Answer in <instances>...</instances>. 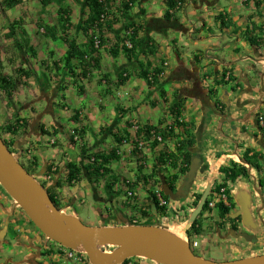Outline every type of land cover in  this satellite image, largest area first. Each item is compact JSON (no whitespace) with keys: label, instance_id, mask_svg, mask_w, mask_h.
Instances as JSON below:
<instances>
[{"label":"crops","instance_id":"0c3cea01","mask_svg":"<svg viewBox=\"0 0 264 264\" xmlns=\"http://www.w3.org/2000/svg\"><path fill=\"white\" fill-rule=\"evenodd\" d=\"M78 1L85 7V0ZM169 1L138 0L127 22L118 20L112 31H106L105 46L99 51L98 65L88 80L75 81L67 76L68 71H57L47 78L43 75L47 70L37 69L43 75L40 92L45 94V98L39 102L27 98L28 103L32 102L29 99L34 102L20 113L19 118L29 123L27 134L31 135L27 138L30 146H25V149L32 148L29 150H32L39 165L34 170L38 172L42 167L39 175L45 174L44 180L53 164L60 171L62 180L67 174L66 165L84 167L87 165L84 159L87 154L107 153L117 147L121 159L111 164L113 173L106 180L94 185L84 175L79 182L87 184L90 194L109 208L105 214L109 220L103 221L102 225L112 223L120 226L137 221L151 227L158 224L161 229L185 240L201 235L202 249L205 251L209 245L217 247L226 259L224 262L264 255L261 244L264 235L259 230V226L264 225V188L260 187V180H264V133L257 123V117L264 116V4L257 7L255 2L246 5L238 0H178L181 1L178 16L167 20L165 15L169 11ZM131 23L138 27L139 40L148 44L149 48L157 47L155 55H147L145 48L130 60L122 52L117 58L109 53L124 38L125 26ZM247 30L253 31L254 37L260 40L257 49L246 41ZM47 39L51 40V37ZM48 49L49 54L54 50ZM48 59L51 62L50 56ZM171 60L176 63L174 66ZM166 64L167 68L164 67ZM142 66L150 72L162 68L163 85L150 86L142 79ZM121 75L126 77L121 80ZM63 85L65 88L61 92ZM161 89L166 92L165 97L161 96ZM123 90L128 93L126 102L120 96ZM213 93L216 102L221 105L218 110ZM69 94H76L79 98L73 110L68 104ZM179 101L183 103L184 122L193 136L194 145L189 151L192 161L197 162V173L186 196L171 200L166 214L159 215L150 194L155 181L162 187V178L161 174L153 179L150 175L163 148L167 145L168 150L174 151L175 142L159 144L154 149L146 145L140 156H131L130 150L134 147L137 133L133 127L165 128L173 120L172 106ZM38 107L44 109L35 111ZM76 112L78 117L74 118ZM65 119L69 122L67 128L62 125ZM42 129L47 134H43ZM76 129L84 130L82 145L86 146L87 154L82 152L80 145L78 149L70 140L72 131ZM114 135L124 138L122 144H116ZM46 136L50 137V141L42 148H51L53 152L42 162L37 156L44 153L38 144ZM247 149L263 157L260 161L262 173L247 166V177L227 185L231 208L229 216L222 218L217 208L207 210L197 218L199 232L192 231L195 221L191 218L198 206L197 198L207 189L211 193L223 183L225 175L222 169L234 164L244 165L242 156ZM141 157L140 163L138 159ZM30 159L31 156L26 159L29 164ZM140 165H143L141 171ZM184 178L177 184L175 193L180 191ZM127 182H130L128 188L134 194V199L128 201ZM76 186L71 187L74 201L78 195ZM11 202L10 198L0 194V233L5 230L1 244L10 243L9 233L16 231L18 226L15 218L22 220ZM141 212L145 213L144 216ZM30 233L27 231V234ZM240 233L255 239L247 241L239 236ZM36 237L38 239V235ZM18 245H11V253L20 255L18 261L0 246V264H74L58 257L56 243H43L38 252L24 243L19 242ZM129 264L156 263L134 258Z\"/></svg>","mask_w":264,"mask_h":264},{"label":"trees","instance_id":"16d2710c","mask_svg":"<svg viewBox=\"0 0 264 264\" xmlns=\"http://www.w3.org/2000/svg\"><path fill=\"white\" fill-rule=\"evenodd\" d=\"M24 1L27 0H0V11L2 14H6L8 11L15 9L16 7L22 5ZM44 8H47L52 4L53 0H37ZM138 2V0H85V10L82 13V19L80 26L78 27V30L82 33V35L85 38V42L83 45H79L77 42V39L74 37H71L68 32H70V29L68 27H72L73 25L70 20L69 12L61 8L59 9V23L60 27L63 28L62 33L60 35V39L62 42L66 44V52L65 55L60 58L58 61L50 62L49 59H46L44 61H41V65L45 67V69L48 71L51 66H53L58 72H64L68 71V75L70 78L75 79V81L79 80H88L90 77L91 72L93 69L96 68L98 65V53L99 51L105 46V38L104 34L106 31H112V27L115 23H117L118 20H124L128 21L130 12L132 8L135 6V4ZM180 2L178 0H170L168 3L169 11L165 15V18L167 20H172L176 18L178 15V12L180 11ZM250 2H255L257 7H260L264 4V0H246V5ZM117 13H116V12ZM216 19L220 20L221 17H217ZM19 26V23L17 21H13L8 30V37L14 39L17 35V27ZM44 33L49 37L50 30L44 26H42V29ZM125 36L120 40L119 44H115L114 47L110 50V54L117 58L122 52L129 60L132 57H136L137 52L141 49H147L149 54L155 55V49L157 47L151 46V48L148 47V44L142 40L138 39V27L131 23L125 26ZM96 35L99 36V45L96 46L95 37ZM51 37V36H50ZM54 36H52V39L54 40ZM245 39L246 41L255 49H257L260 45V40L254 37V32L247 30L245 32ZM130 42L132 44V48L129 49L126 47L125 43ZM17 48L24 49V47L21 44H17L15 41ZM123 44V46L121 45ZM121 45V46H120ZM32 53V57L37 60V53L34 49L30 50ZM147 52V53H148ZM53 57L54 54L51 53L50 57ZM38 61V60H37ZM48 64H52L49 66ZM63 66V67H62ZM0 67H2L0 63ZM163 69L158 68L154 69L151 72L142 66L141 71V78L144 79L150 86L153 84H156L157 87L162 86V74ZM20 79H30L32 77V74L30 71H26V69H19L17 71V76L14 77L12 75H4L0 73V93H3L7 97H12L18 90V80ZM126 76L121 75V80L125 78ZM64 85L61 87V91H64ZM80 92L82 90L80 89ZM161 96L165 97L166 92L161 89L160 90ZM214 96V93L212 94ZM219 103L215 102V106L218 108ZM171 116L173 117L172 122L167 125L165 128H161L159 126L157 127H149L144 126L143 128L138 129L136 133V137L133 140V146L135 147L130 155L137 157V155H141V152L137 149V142L147 140L149 142L151 136L153 134L161 137L162 143L158 141H154L153 143L149 144V146L154 149L159 144H167L169 141L175 142V150L170 151L167 148V145L163 150L160 152L159 156L156 158V162L153 166L152 174L150 175V178H156L161 174V178L163 181L167 183L169 188L172 191H176V186L181 181L182 178H184L187 173L189 172L190 165L192 163V155L190 153V149L194 145L193 136L191 133L190 127L184 122L183 119V103L179 101L178 103H175L171 108ZM78 117V112L75 113V117ZM260 117V116H259ZM264 117V116H263ZM259 120L257 119V123L259 125ZM29 123L25 120L17 119L14 124L12 123H6L5 129L8 134H10L13 137V140L9 143L5 141L6 145L9 148H14L16 143L19 142L18 139H14L15 137L21 136L24 134H27V128ZM260 126V125H259ZM262 128V127H261ZM43 130V129H42ZM262 131L264 133V128H262ZM76 132L81 137V140H83L84 136V130L83 129H76ZM43 134H47L43 130ZM20 137V138H21ZM142 138V139H141ZM123 137H118L117 135H114V140L116 144H122ZM141 139V140H140ZM70 140L73 144H76L73 136L70 135ZM145 140V141H146ZM81 150L83 153H87L86 146L83 145L81 147ZM263 157L254 152L251 149H247L243 156L242 161L244 162V165H238L234 164L230 168H224L222 169V172L225 175V179L223 183L219 186H217L215 189L220 190L221 188H227L228 183H233L237 181L240 177H247L248 176V167H251L253 169H256L259 173L263 171V168L260 166V161ZM85 162H87V165L84 167L77 166L75 164H68L66 165L67 170V176H66V184L69 187H73L74 184H77L81 181L82 177L85 175L89 178L92 184L98 185L101 180H106L113 171L111 170L110 166L114 162H119L121 157L119 156V149L117 147H113L111 150H109L107 153L97 152L92 153L90 155H86L84 157ZM138 161L141 160L140 158ZM33 168H37L38 160L37 158L33 157V160L31 162ZM143 169V165H140L139 170L141 171ZM52 167L48 168V172H51ZM59 170L56 172L59 174ZM157 182V181H155ZM56 187L59 188L60 184L59 182L55 183ZM110 187V184H108ZM260 186H264V180L260 181ZM130 188V184L128 185ZM54 193V192H53ZM214 194V190L211 191L210 197ZM153 205L155 206V209L159 215H165L167 212V208L160 207L159 202L156 199V197L151 193ZM164 199L170 202V198L167 197L164 193L162 194ZM226 195L227 192H226ZM51 200L53 203L60 208V202L58 201V198L55 194L50 195ZM202 196H199L197 198V204L201 201ZM216 208L218 209L220 216L222 218H225L226 216H229L231 213V208L229 206H226L223 202H218L216 204ZM209 210V202L204 206L205 211ZM144 216V212H141ZM130 224L134 225L133 222H130ZM140 225V224H136ZM197 220L192 224L191 230L194 232H199V229H197ZM130 260L125 261L123 264H129Z\"/></svg>","mask_w":264,"mask_h":264},{"label":"rangeland","instance_id":"374dc122","mask_svg":"<svg viewBox=\"0 0 264 264\" xmlns=\"http://www.w3.org/2000/svg\"><path fill=\"white\" fill-rule=\"evenodd\" d=\"M77 1L78 0H53L52 4L47 8H44L39 2L36 1L33 2L25 1L24 5H21L19 8L10 10L6 14H2V12L0 11V63L2 65V67H0V73L4 75H12L16 77L17 71L19 69H26V71H30V73L32 74V77L30 79H24V78L20 79L19 77L18 90L12 97H7L3 93H0V133H3L1 134L2 138L9 139L11 137V135L7 133L4 127L5 124L9 122L14 124L17 119H21L19 117L23 109L25 107H30V104L34 102L33 100L29 99L28 101H32V102L28 103L26 101L27 98H33L34 100H36L35 102L44 100L45 94H41L40 92L41 91L40 89H42V83L40 82V80L41 78H43V75H45V77L48 78L49 76L52 75V73L55 74L58 71L53 66L51 67L52 70L46 71L45 67L41 65V61L49 58L50 56L49 54L50 50L48 49L49 47L50 49L54 48V50L52 49L53 51L51 53L55 54V56H53L54 58H52V56L50 57L51 62L58 61L62 56L65 55L66 44L62 42L61 39L59 38L63 30V28L60 27V23H59L60 20L59 9L64 8L69 12L70 20L73 25V28L68 27V29H70V32H68V34L73 38L75 37L79 45H83V43L85 42V38L80 32V30H78V27L80 26L81 23V19L83 15L82 13L86 10L84 5L81 4L80 1L78 2ZM15 20L19 23V26L17 27L16 35L21 40L17 37H15V39L8 37L9 25ZM42 26L51 29L49 37L51 36L52 41L50 39H47L48 38L47 35L44 32H42L41 30ZM52 36L55 37L54 40L52 39ZM14 41H16L17 44H21L24 47V49L17 48L16 43H14ZM28 48L29 50L30 48L36 49V53L38 55L37 57L38 61L32 57L31 51H27ZM154 49L156 53L157 48ZM147 55H150L149 52L147 53ZM174 62H175L174 60H171V64L173 66L176 64V63L174 64ZM164 67L167 68L166 66ZM38 68H40L41 71L45 70L46 73L43 75L42 72L38 73L37 72ZM127 94L128 93H126V90L120 92V96L125 102L128 101ZM214 97L215 96H213V99L216 101L217 99ZM67 98L69 101L68 102L69 107L71 110H73L76 106L75 101H79V98L76 94L74 95L69 94L67 95ZM35 107L37 108V105H35ZM36 108L35 111L37 110L38 112L44 109L42 107L41 109L39 107L38 109ZM62 125L66 128L69 127V122H67V119L62 120ZM89 130L91 132L92 130L91 126ZM91 135L93 137V133H91ZM20 137L21 136L15 137V140L18 139L20 141L21 139ZM48 141H50V137L46 136L38 144V146L41 147V151L44 153V155L38 154L37 157L39 161H42L44 157H48L53 152V149L51 148L49 149L42 148L44 145H48ZM76 146L79 149V144H76ZM29 149L32 148L30 147L28 148V150ZM87 155H90V153ZM140 159H142V157ZM60 176L61 173L57 174V176L53 181L46 182V184L49 185L48 187L55 185V183L59 182L60 186L59 188L54 189V193H56L58 201L60 202V208H59L60 210H64L66 212L76 214V216L85 225L91 227L101 226L103 221L109 220V217H107V219L105 218L106 217L105 214H107L109 208H107L104 202L97 201L94 198V196L90 194V191H88L87 184L82 182L73 185V186L77 185L76 188L78 192L76 201H74L73 198L75 197V194L73 193V189L66 184L67 174L64 175V178L62 180ZM240 178H244V176ZM157 185H158L157 182H154L153 186L156 187ZM155 187L151 188V192L155 191ZM135 189L136 187L133 189L136 195ZM0 194L3 195L4 198L7 197V194L5 193L2 187H0ZM12 203L14 204L13 201L11 202V205H13ZM172 205H174L173 202ZM17 209H18L17 212L22 214L21 217L24 220L23 219L19 220L15 218V222L18 224V226L16 227V231H10L9 233L8 240L10 241V243L1 244L2 236L0 235V246L2 247V250L8 251L9 255L11 256L12 254V257H14V259L18 261L20 260V255L11 253L12 246H20L18 245L19 242L24 243L25 246H30L29 241L31 240L32 237L35 239L37 238L36 237L37 235L38 238L39 236L42 237V235H39L40 231L28 219L26 214L20 208ZM12 210L13 207L10 208V211ZM138 224H140V222ZM109 226H118V225L110 223ZM157 228H160L158 224H157ZM152 230L153 232L159 233L155 229ZM27 231H30L31 233L27 234ZM202 234L203 236H205L204 233ZM42 238L45 239V237ZM189 240L197 241L199 243V248L195 250V253L197 255L205 256L208 259H213L219 262L221 261L224 262V260H226L223 258V255L219 251V249L217 247H214L213 245H209V247L205 248L204 251V249H202L201 247L203 242V238L201 235H196L194 238H189ZM110 249L111 248H106L105 250H110Z\"/></svg>","mask_w":264,"mask_h":264},{"label":"water","instance_id":"95a60500","mask_svg":"<svg viewBox=\"0 0 264 264\" xmlns=\"http://www.w3.org/2000/svg\"><path fill=\"white\" fill-rule=\"evenodd\" d=\"M31 135L25 134L15 145L21 151L28 145ZM197 162L192 161L180 191H172L162 180L163 193L172 201L185 197L197 173ZM0 186L15 202L47 240L71 250H82L90 264H123L134 258H143L156 264H264V255L240 261L216 262L196 255L190 243L161 228L126 223L120 226L85 225L77 216L63 213L51 200L48 190L33 177L11 152L0 133ZM210 190L202 195L192 221L197 220L208 201ZM155 229L159 233H149ZM5 233L3 230L0 235ZM240 237L247 241L255 239L246 233ZM39 236L35 242L42 243ZM39 251L38 247L31 245ZM111 248L110 250H105Z\"/></svg>","mask_w":264,"mask_h":264},{"label":"built area","instance_id":"2783aa9c","mask_svg":"<svg viewBox=\"0 0 264 264\" xmlns=\"http://www.w3.org/2000/svg\"><path fill=\"white\" fill-rule=\"evenodd\" d=\"M238 1H239L240 4H245L246 3V0H238ZM42 32H44V31L42 30ZM95 42H96V46H98L99 45V36L98 35H96V37H95ZM125 45L129 49L132 48V44L130 42H126ZM164 66H167V64L164 65ZM161 76L163 77L164 73ZM258 120H259L258 121L259 125L261 127H264V117L260 116ZM133 129L137 132L139 127L138 126L137 127L134 126ZM71 135L73 136V139H74L75 143L79 144L80 147H82L83 143H82L81 137L78 135L76 130H73ZM145 140L137 142V149H138L139 152H143L145 146L153 143L154 141H158V142L162 143L161 137H159V136H157L155 134H153L151 136L149 142H147V140L146 141ZM134 148L135 147H132L130 152ZM56 168L57 167L55 166V164H53L51 172H49V174L46 175V178H45L46 182L53 181L55 179V176H56L55 174H56V172L58 170ZM129 184H130V182H127V188H128ZM152 194L158 200L160 207H165V208L169 207V202L167 200H165L163 195H162L163 194V190H162L161 185L156 186L155 187V191ZM130 199H134V194L128 188L126 201H128ZM208 202H209V210L215 209L216 208V204L218 202H223L226 206H229V198L226 195V189L225 188H221L218 191H217V189H214V194L212 195V197H209ZM133 223H134V225H136L138 222L134 221ZM187 241L190 243L191 249L193 251H195V249L198 248L199 243L197 241H191L189 239H187ZM56 253H57L59 258L66 259L68 261L73 262L74 264H90L87 255L82 250H79V249L71 250V249L65 248V247L60 246V245L57 244Z\"/></svg>","mask_w":264,"mask_h":264},{"label":"flooded vegetation","instance_id":"af4514ba","mask_svg":"<svg viewBox=\"0 0 264 264\" xmlns=\"http://www.w3.org/2000/svg\"><path fill=\"white\" fill-rule=\"evenodd\" d=\"M181 5V4H180ZM167 67V66H166ZM193 92L195 93V87L193 88ZM213 97V96H212ZM216 102V101H215ZM218 108L220 109L221 108V105H218ZM260 116H262V115H260ZM263 117V116H262ZM257 119H259V116L257 117ZM262 128H264V127H262ZM1 134H3V133H1ZM24 136V134L22 135V137ZM21 137V138H22ZM5 139V140H4ZM15 139V138H14ZM3 140L4 141H7V143H9L10 144V142L13 140V137L11 136L9 139H6V138H3ZM28 146H30L29 144H28ZM10 150H11V152L13 153V154H15V155H18L19 156V161H20V163L23 165V167L27 170V172H29L33 177H35L36 178V180L37 181H39L40 182V184L43 186V187H45L47 190H48V192H49V194L51 195V194H55V193H53L54 192V189H56L57 187H56V185H52V186H50V187H48L49 185H47L46 184V180H44V177H45V174L44 175H39V171H41L42 170V167H40V170H38V172H35V170H34V168H33V166H32V164L30 163H28V162H26L27 160V157H30L31 156V160H30V162H32V160H33V152H32V150H28V149H25V147H22V149H21V151H19V150H16L15 149V146H14V148H9ZM28 168V169H27ZM260 173H262V172H260ZM43 180V181H42ZM262 180V179H261ZM260 180V181H261ZM1 187V186H0ZM261 187V186H260ZM262 188H264V186L262 187ZM6 193V192H5ZM7 194V193H6ZM7 197L8 198H10L9 197V195L7 194ZM11 199V198H10ZM12 200V199H11ZM13 201V200H12ZM14 202V201H13ZM14 205H15V202H14ZM229 207H230V203H229ZM15 208H18V207H16L15 206ZM19 213V212H18ZM22 214L21 213H19V217L21 218V219H23L22 217ZM262 226L264 227V225H261V227L259 226V230H260V232H261V235H262V233H263V235H264V229L262 228ZM38 234V233H37ZM40 235V234H39ZM256 239H257V237H256ZM42 243H39V242H35V239L32 237L31 238V240H30V242H31V245H33L34 247L36 246V247H40L41 249H42V247H43V243H50V242H53V241H50V240H47L46 238L44 239H42ZM258 241V239L256 240V242ZM54 243V242H53ZM261 244H262V246H264V242L262 243L261 242ZM30 245V244H29ZM40 251V250H39ZM38 252V251H37Z\"/></svg>","mask_w":264,"mask_h":264},{"label":"bare ground","instance_id":"6f19581e","mask_svg":"<svg viewBox=\"0 0 264 264\" xmlns=\"http://www.w3.org/2000/svg\"><path fill=\"white\" fill-rule=\"evenodd\" d=\"M149 233H152V234H158V233H156V232H153V230H150Z\"/></svg>","mask_w":264,"mask_h":264},{"label":"clouds","instance_id":"9594fccd","mask_svg":"<svg viewBox=\"0 0 264 264\" xmlns=\"http://www.w3.org/2000/svg\"><path fill=\"white\" fill-rule=\"evenodd\" d=\"M209 199V198H208ZM195 253V251H193Z\"/></svg>","mask_w":264,"mask_h":264}]
</instances>
